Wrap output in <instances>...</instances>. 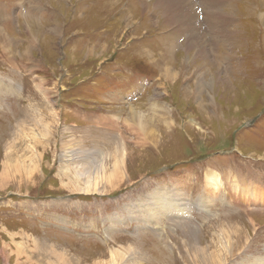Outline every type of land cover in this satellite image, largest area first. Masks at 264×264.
I'll return each instance as SVG.
<instances>
[{
    "label": "rangeland",
    "instance_id": "rangeland-1",
    "mask_svg": "<svg viewBox=\"0 0 264 264\" xmlns=\"http://www.w3.org/2000/svg\"><path fill=\"white\" fill-rule=\"evenodd\" d=\"M222 1L0 0V264L264 262V0Z\"/></svg>",
    "mask_w": 264,
    "mask_h": 264
},
{
    "label": "bare ground",
    "instance_id": "bare-ground-1",
    "mask_svg": "<svg viewBox=\"0 0 264 264\" xmlns=\"http://www.w3.org/2000/svg\"><path fill=\"white\" fill-rule=\"evenodd\" d=\"M171 1V0H170ZM173 1V0H172ZM211 2H213V3H215L216 4V2H215V0H210ZM218 1H222V0H217V2ZM223 1H225V3L226 2H228V1H226V0H223ZM222 1V2H223ZM176 2V1H175ZM221 4V3H220ZM220 8V7H219ZM207 9V8H206ZM208 10V9H207ZM220 10V9H219ZM211 11V10H210ZM218 13H220V12H218ZM177 15H178V19H180L179 21H182V18L179 16V13L177 12ZM207 15V14H206ZM217 15H219V14H217ZM208 22H207V24L209 25V30H211V32L212 31H215V30H222V29H224V28H226V27H228V26H230L231 24L229 23V24H226V23H223V20H224V22H227V17L226 16H224V15H220L221 16V21H220V23H219V25H217L215 28H213V18L211 17V14L210 13H208ZM219 19V18H218ZM229 21V20H228ZM217 22H219V20H217ZM223 23V24H222ZM217 27H219V28H217ZM194 31H195V29H194ZM236 35V33L235 32H231V31H228L227 29H226V32L225 33H223V37H224V40H226V41H224V42H226V43H232L234 40H235V38H234V36ZM199 37V36H198ZM193 40V39H192ZM196 40H198V39H196ZM194 41V40H193ZM201 47V46H200ZM199 47V48H200ZM195 48H197V47H195ZM173 71L172 70H170L169 69V71H165V77L166 78H171L172 77V75H173V73H172ZM168 76H171V77H168ZM41 109V108H40ZM42 115H44L45 114V116L47 115L48 116V113H49V111H48V108L47 107H44L42 110ZM52 113V112H51ZM132 113V112H131ZM54 115V114H53ZM133 118H137V120L136 121H140V123H137L138 124V126L140 127L139 129H138V131H141V133H142V136H146L147 135V133H148V129H147V127L145 126V124L143 123V121L145 120H143V118H141V117H139V113H138V111H136L135 109H134V111H133ZM131 116V115H130ZM132 118V119H133ZM45 119V118H44ZM143 120V121H141V120ZM135 120V119H134ZM133 122V121H132ZM146 122H148V121H146ZM132 125V124H131ZM147 125V124H146ZM153 126V125H152ZM151 130H153V129H151ZM152 132V131H151ZM150 132V133H151ZM34 133V132H33ZM140 133V132H139ZM154 133V132H153ZM22 135V134H21ZM47 135V134H46ZM35 136V135H34ZM34 136H33V138H32V141L33 142H35L36 140H37V138H34ZM44 138V137H43ZM149 139V138H148ZM40 141V140H39ZM40 143H41V141H40ZM15 147V146H14ZM28 149V148H27ZM120 150V149H119ZM125 154V153H124ZM18 158V157H17ZM38 158V157H37ZM26 159V158H25ZM17 160V159H16ZM15 160V161H16ZM19 160V159H18ZM30 159H28V161H29ZM35 163V162H34ZM120 164V163H119ZM118 164V162L117 163H115L114 164V166H115V171H112L111 172V174H103L102 175V177H100L99 179H98V176H97V180H99L100 182H95V183H93V185L92 184H90V186L89 187H85V186H78V188H74V189H79L80 191H75V192H72V194H74V193H83V194H95L96 192H98V191H100L101 189H104L103 190V192L102 191H100V192H102V193H99V194H108L110 191L111 192H114V191H117V190H119V189H121L122 188V186L125 184V182H127V181H123L122 179H120V177H118L117 178V176H115L114 175V173H118V174H121L122 173V164H120L119 165ZM7 170V169H6ZM33 170V169H32ZM5 174V173H4ZM17 174V173H16ZM32 174V173H31ZM30 174V175H31ZM36 174V173H35ZM21 175H23L22 173H21ZM2 176H3V173H2ZM20 176V175H19ZM21 177V176H20ZM23 177V176H22ZM106 177V179H110L111 180V185L109 184L108 185V189H107V185L105 184V185H103V183H102V179H104ZM2 178L3 177H1V180H2ZM206 179H205V186H204V189H205V193H203V194H205L206 196L208 195L210 198H212L213 196H215V195H217L218 193H220L219 191L222 189V187L223 186H225V184H224V182H223V179H222V177L220 176V174H218V175H216V174H214V173H212V172H208L207 173V175H206V177H205ZM30 179V178H29ZM14 180V179H13ZM67 180H69V183H67L66 185H68V187H72V182L73 181H75V180H73L72 181V179L71 178H67ZM95 180V179H94ZM230 180V179H229ZM235 180H236V178H235ZM235 182V181H234ZM25 183V182H24ZM6 184V183H5ZM83 184V183H82ZM239 184H241V183H234V186H235V188H238V187H240V185ZM76 185V184H75ZM242 185V184H241ZM77 186V185H76ZM178 186V185H177ZM171 187V186H170ZM178 187H180V186H178ZM247 187H250V186H247ZM177 188V187H176ZM72 189V188H71ZM224 189H226L225 187H224ZM2 190V189H1ZM109 190V191H108ZM160 191V190H159ZM223 191H225V190H223ZM107 192V193H106ZM178 192V191H177ZM180 192V191H179ZM156 193V192H155ZM154 193V194H155ZM169 193V192H168ZM221 193H222V191H221ZM154 194L152 195V198H153V196H154ZM172 194H173V192H172ZM186 195V194H185ZM204 195V196H205ZM225 196H227V194L225 193ZM231 196V195H230ZM176 198V197H175ZM209 198V199H210ZM244 198H247L248 200H252V202H254V204L255 205H264V192L261 190V189H253V190H251V188H248V189H245V190H241L240 191V193H239V199L240 200H242V199H244ZM251 198V199H250ZM152 200V199H151ZM250 201H248V202H250ZM151 204H156V212H162V213H169V212H179V211H181V209L179 208V207H181V203H178V201H175V199L174 198H171V196L169 195V194H167V196L166 195H164V194H157L156 196H155V200H154V203H152V202H150ZM200 204V203H199ZM150 207H151V205H150ZM153 207V206H152ZM149 208V207H148ZM147 208V206H146V209H148ZM154 208V210H155V207H153ZM153 208H151V209H153ZM146 209H144V210H146ZM151 211V210H150ZM153 211V210H152ZM149 213V212H148ZM126 214V213H125ZM159 217V216H158ZM64 226V225H63ZM233 235H237V232H236V230H235V228H234V231H233ZM39 242V241H38ZM228 244V243H227ZM230 244H232V240H231V243ZM229 245V244H228ZM233 245V244H232ZM40 246V245H39ZM228 248H230V247H228ZM228 248H226L227 250H228ZM197 250V249H196ZM215 251H211V254H208V256L206 255V258L205 257H202L203 259H213V256H215V252L218 250V249H214ZM120 251V250H119ZM41 252V251H40ZM121 252H122V250H121ZM113 253V252H112ZM189 253V252H188ZM199 253H200V251H197L196 253H195V255H192L191 257H196V256H198L199 255ZM217 253V252H216ZM43 254V253H42ZM231 254V253H230ZM49 256V255H48ZM124 256V255H123ZM38 257V256H37ZM190 257V256H189ZM216 257V256H215ZM49 258H51L50 256H49ZM125 257H123V259H124ZM25 259V258H24ZM35 259H36V257H35ZM220 259V258H219ZM57 260V259H56ZM59 260V259H58ZM103 260V259H102ZM120 260H121V257H120ZM196 260V259H195ZM60 261V260H59ZM64 261V260H63ZM115 261V260H114ZM221 261V260H220ZM32 262V261H31ZM62 262V261H61ZM61 262H59V263H61ZM106 262H108V261H106ZM205 262V261H204ZM113 263V262H112ZM116 262H114V264H115ZM39 264V263H38ZM95 264H97V263H95ZM193 264H194V262H193ZM220 264H222V263H220ZM260 264V263H259ZM262 264H264V262H262Z\"/></svg>",
    "mask_w": 264,
    "mask_h": 264
}]
</instances>
